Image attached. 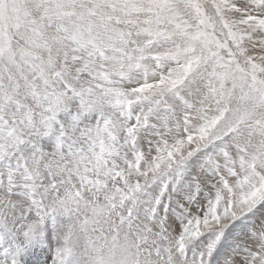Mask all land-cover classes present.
Returning <instances> with one entry per match:
<instances>
[{"label": "snow or ice", "instance_id": "snow-or-ice-1", "mask_svg": "<svg viewBox=\"0 0 264 264\" xmlns=\"http://www.w3.org/2000/svg\"><path fill=\"white\" fill-rule=\"evenodd\" d=\"M0 264H264V0H0Z\"/></svg>", "mask_w": 264, "mask_h": 264}]
</instances>
